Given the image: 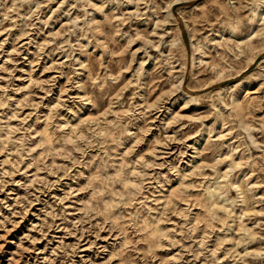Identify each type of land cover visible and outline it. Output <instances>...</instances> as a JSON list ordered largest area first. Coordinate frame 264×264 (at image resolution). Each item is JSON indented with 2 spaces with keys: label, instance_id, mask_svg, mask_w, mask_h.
I'll use <instances>...</instances> for the list:
<instances>
[{
  "label": "rangeland",
  "instance_id": "obj_1",
  "mask_svg": "<svg viewBox=\"0 0 264 264\" xmlns=\"http://www.w3.org/2000/svg\"><path fill=\"white\" fill-rule=\"evenodd\" d=\"M0 264H264V0H0Z\"/></svg>",
  "mask_w": 264,
  "mask_h": 264
},
{
  "label": "bare ground",
  "instance_id": "obj_2",
  "mask_svg": "<svg viewBox=\"0 0 264 264\" xmlns=\"http://www.w3.org/2000/svg\"><path fill=\"white\" fill-rule=\"evenodd\" d=\"M180 86V83L177 85V87H179ZM220 195V194H219ZM217 197H218V194L216 195Z\"/></svg>",
  "mask_w": 264,
  "mask_h": 264
}]
</instances>
